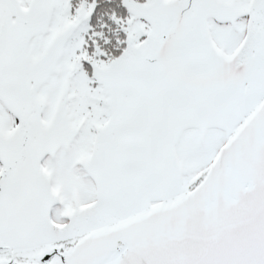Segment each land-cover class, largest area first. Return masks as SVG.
Here are the masks:
<instances>
[{"label":"rangeland","instance_id":"rangeland-1","mask_svg":"<svg viewBox=\"0 0 264 264\" xmlns=\"http://www.w3.org/2000/svg\"><path fill=\"white\" fill-rule=\"evenodd\" d=\"M121 1L103 58L94 1L0 0V264L189 191L264 96V0ZM202 38L236 58L207 70Z\"/></svg>","mask_w":264,"mask_h":264},{"label":"water","instance_id":"water-1","mask_svg":"<svg viewBox=\"0 0 264 264\" xmlns=\"http://www.w3.org/2000/svg\"><path fill=\"white\" fill-rule=\"evenodd\" d=\"M41 264H264V96L199 184Z\"/></svg>","mask_w":264,"mask_h":264},{"label":"trees","instance_id":"trees-1","mask_svg":"<svg viewBox=\"0 0 264 264\" xmlns=\"http://www.w3.org/2000/svg\"><path fill=\"white\" fill-rule=\"evenodd\" d=\"M89 1H94V8L90 17L93 35L91 38H89V41H95L94 44H97L96 46L89 43V48L93 45L95 51L99 50L98 55L102 56L103 58L115 57L118 53H120L126 44L125 33L122 30V27H120L118 22L119 20L117 18L119 15L123 16L126 14V6L121 0H87V2ZM202 39L203 40L200 42L199 47V52L202 54L199 53L198 55L201 57L200 60L202 59V61L208 65V67L206 65H202L204 72H208L205 70L207 68V70L211 68L225 69L223 66L230 65V61L236 58L235 55L227 56L223 52L214 48L213 43L211 41L210 43L208 38ZM104 49L108 52L107 54L105 53L106 56L103 53ZM204 62L203 64H205ZM236 67L238 66H232L223 72H217L213 77H210V79H213L217 76H226ZM205 79L208 78H203V82ZM204 176L205 173L203 177ZM95 205L96 203H93L91 208H93Z\"/></svg>","mask_w":264,"mask_h":264},{"label":"flooded vegetation","instance_id":"flooded-vegetation-1","mask_svg":"<svg viewBox=\"0 0 264 264\" xmlns=\"http://www.w3.org/2000/svg\"><path fill=\"white\" fill-rule=\"evenodd\" d=\"M51 260V259H50ZM50 260H48L47 262H49Z\"/></svg>","mask_w":264,"mask_h":264}]
</instances>
